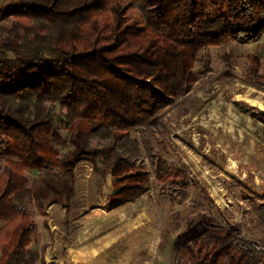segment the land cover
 Returning a JSON list of instances; mask_svg holds the SVG:
<instances>
[{
	"label": "trees",
	"instance_id": "1",
	"mask_svg": "<svg viewBox=\"0 0 264 264\" xmlns=\"http://www.w3.org/2000/svg\"><path fill=\"white\" fill-rule=\"evenodd\" d=\"M142 13V23L127 18ZM0 264H32L37 223L19 211L33 198L74 192L83 156L102 176L116 177L124 200L145 191L148 175L131 129L189 92L199 53L227 41L264 36V0H11L0 5ZM253 62L258 60L253 58ZM258 78H263L256 73ZM64 111L71 148L55 128ZM146 156L154 163L148 143ZM4 158V165L1 160ZM41 171L29 186L28 171ZM161 182L189 185L182 171L157 160ZM264 226V202L253 204ZM239 242L244 246H239ZM214 225L177 257L185 264H264V249Z\"/></svg>",
	"mask_w": 264,
	"mask_h": 264
},
{
	"label": "rangeland",
	"instance_id": "2",
	"mask_svg": "<svg viewBox=\"0 0 264 264\" xmlns=\"http://www.w3.org/2000/svg\"><path fill=\"white\" fill-rule=\"evenodd\" d=\"M127 18L143 20L132 9ZM193 71L197 80L189 92L131 129L148 175L141 195L117 196L112 172L102 176L83 156L74 168L72 195L48 201L44 212L33 198L21 202L18 210L37 223L28 246L38 256L32 264H185L177 257L214 225L248 247L264 246V226L253 208L264 202V36L209 46ZM55 113L63 156L71 148L70 133L64 111L56 107ZM160 159L170 171L184 172L189 185L161 182ZM40 172L28 171L29 186Z\"/></svg>",
	"mask_w": 264,
	"mask_h": 264
},
{
	"label": "built area",
	"instance_id": "3",
	"mask_svg": "<svg viewBox=\"0 0 264 264\" xmlns=\"http://www.w3.org/2000/svg\"><path fill=\"white\" fill-rule=\"evenodd\" d=\"M19 209H23L24 208V205L23 203L19 204ZM241 246H244L243 244H241ZM257 249H264V246H255Z\"/></svg>",
	"mask_w": 264,
	"mask_h": 264
},
{
	"label": "bare ground",
	"instance_id": "4",
	"mask_svg": "<svg viewBox=\"0 0 264 264\" xmlns=\"http://www.w3.org/2000/svg\"><path fill=\"white\" fill-rule=\"evenodd\" d=\"M260 103V102H259ZM261 109H264V104H261Z\"/></svg>",
	"mask_w": 264,
	"mask_h": 264
}]
</instances>
